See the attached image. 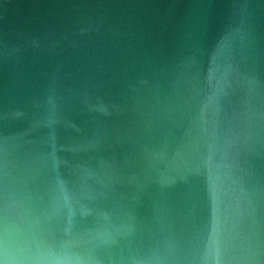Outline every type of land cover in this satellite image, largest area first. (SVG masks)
Here are the masks:
<instances>
[{
  "label": "water",
  "instance_id": "obj_1",
  "mask_svg": "<svg viewBox=\"0 0 264 264\" xmlns=\"http://www.w3.org/2000/svg\"><path fill=\"white\" fill-rule=\"evenodd\" d=\"M0 264H264V0H0Z\"/></svg>",
  "mask_w": 264,
  "mask_h": 264
}]
</instances>
